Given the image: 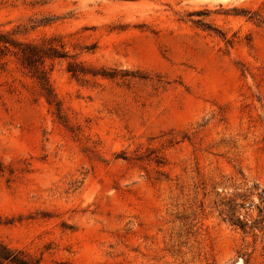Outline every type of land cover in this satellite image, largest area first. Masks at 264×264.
Here are the masks:
<instances>
[{
    "label": "rangeland",
    "instance_id": "374dc122",
    "mask_svg": "<svg viewBox=\"0 0 264 264\" xmlns=\"http://www.w3.org/2000/svg\"><path fill=\"white\" fill-rule=\"evenodd\" d=\"M0 243L264 264V0H0Z\"/></svg>",
    "mask_w": 264,
    "mask_h": 264
},
{
    "label": "trees",
    "instance_id": "16d2710c",
    "mask_svg": "<svg viewBox=\"0 0 264 264\" xmlns=\"http://www.w3.org/2000/svg\"><path fill=\"white\" fill-rule=\"evenodd\" d=\"M3 44L7 45L8 43L4 41ZM21 53L23 55V58L27 60V62H30L28 64V66H30L31 60L35 55L33 53L32 55H29L25 51H22ZM0 264H31V263L20 252L18 253L12 251L8 249L5 245L0 243Z\"/></svg>",
    "mask_w": 264,
    "mask_h": 264
}]
</instances>
